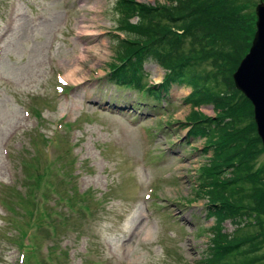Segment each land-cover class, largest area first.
<instances>
[{
  "label": "rangeland",
  "instance_id": "rangeland-1",
  "mask_svg": "<svg viewBox=\"0 0 264 264\" xmlns=\"http://www.w3.org/2000/svg\"><path fill=\"white\" fill-rule=\"evenodd\" d=\"M231 1L232 7L245 9L243 24L245 28L251 27L253 20L250 17L255 16V7L260 0ZM115 2L15 0L22 12H26L28 21L23 23L21 29H15L12 42L4 49L3 68L7 82H0V181L5 183L4 186L0 183V194L12 205L9 216H6V203V207L3 205L0 208V264H16L22 235L17 230L23 231L34 222L26 215L27 209L20 195L25 192L24 184L30 183L32 173H35L34 168L27 166L37 165L35 168L38 171L48 173L51 188L61 178L78 184V176L75 179L72 177L78 171L66 163L69 156L75 155H78V164H82L85 171L81 183L86 181L85 189H90L88 204L79 206L76 198V212L70 209L73 215L68 214L70 224L78 228L81 235L76 248L71 250L75 264H92L93 251L103 254L101 264H119L106 254L103 242H112L116 246L126 242L130 246V258L140 264H201L198 260L205 257L209 237L206 226L212 225L214 218L209 217L204 206L207 200L196 199L198 188L197 181L193 179L195 176L186 173L196 169L195 164L205 161L206 156L192 153L191 145L186 140L178 142L180 135L176 132L179 130L177 125L160 127L157 131L155 128L186 118L192 109L183 102V98L190 89L174 86L170 107H166L162 114L158 112V106H154L159 105V101L150 95V104L146 106L142 118L137 112L139 108L127 104L136 113L128 112L126 103L131 97L136 100L137 92L126 90V85L110 84L105 76L109 71L108 62L116 57L115 35H123L115 31L116 24H121L114 9ZM5 6L2 5L1 13ZM82 30L89 36L80 39L78 35ZM238 31L236 45L248 37L244 30ZM79 58H83L82 63H79ZM94 67L98 70L93 74L90 69ZM145 68L151 73L149 78L162 79L164 70L157 64L147 62ZM58 70L68 75V100L58 98L54 93V74ZM207 70L211 68L207 67ZM30 103L42 112L41 120L48 127L45 132L49 136L55 130L52 122L60 120L65 113L72 114L71 123L77 125L71 128L77 129L76 143L55 147L54 154H60L57 160L54 159L56 165L46 163L45 141L41 136H34V129L28 130L33 123L22 116V105ZM113 104L126 109L112 107ZM214 111L205 108L200 112L214 114ZM129 119L137 125L143 120L149 122L155 134L153 141L159 142L154 145L155 150L159 149L157 146H163L167 157L164 153H153V142L139 144L137 128L129 125ZM22 125L24 130L14 141H10L9 164L2 156L1 145L10 131ZM183 133L180 131L181 135ZM174 140L177 143L172 145ZM162 161H165V167L155 165ZM257 167L263 173L264 152L257 156ZM7 168L13 172V176L9 173L8 177ZM162 176L167 178L163 179ZM150 184L158 185L159 196L144 202L142 195ZM256 187L251 189L252 194ZM157 199L163 200L162 207L167 211L163 212L159 204L153 202ZM39 201L42 207L43 199ZM147 204H150L151 211H147ZM87 213L91 215L90 218L86 217ZM85 221H92L89 227H85ZM238 222L240 225L246 224L244 228L252 233L253 217ZM45 223L41 225L36 222V235L43 234ZM224 224L227 231H233L236 227L232 221ZM220 228L215 227L213 231L218 232ZM62 231L65 232V229ZM47 239L49 237L44 235L41 246H45ZM82 241L91 243L93 251ZM236 252L241 260L249 261L255 256L251 244ZM258 255L261 258L258 262L264 264V244L258 246ZM42 259L39 251L29 252L27 263L42 264Z\"/></svg>",
  "mask_w": 264,
  "mask_h": 264
},
{
  "label": "trees",
  "instance_id": "trees-1",
  "mask_svg": "<svg viewBox=\"0 0 264 264\" xmlns=\"http://www.w3.org/2000/svg\"><path fill=\"white\" fill-rule=\"evenodd\" d=\"M166 3L169 5L142 6L132 0L127 1V12L123 18L130 34L129 41L124 45L126 56L130 53L145 58L153 54L172 69L174 76L185 74L194 87L187 98L189 102L195 105L214 103L220 111L218 124L213 118L208 119L212 130H218L217 133H209L217 142L213 169L223 176L232 168L235 181L248 177L257 186H254L256 189L252 197L232 193L234 189H226L230 185L228 182L222 181L218 188L214 186L210 193L213 203L218 204L214 211L220 223L245 207L255 208L259 214H264V173L258 175L253 166L254 159L262 150L261 140L256 134L252 104L236 89L232 79V71L241 59V47L235 44V39L240 32L238 30H243L242 12L230 8L231 0H166ZM136 14L140 21L134 25L128 19ZM147 16L151 17V23L146 20ZM179 29L184 33L176 31ZM253 31L254 28L246 30L248 38L245 46ZM142 35H147V40H143ZM187 42L191 45L190 49L186 48ZM157 43L164 47L163 53ZM204 54L216 57L220 72L219 75L210 73L208 80L194 63ZM206 129L200 124L194 132L205 133ZM220 238L219 257L232 248L229 237L223 234ZM242 243L239 240L237 247H241Z\"/></svg>",
  "mask_w": 264,
  "mask_h": 264
},
{
  "label": "water",
  "instance_id": "water-1",
  "mask_svg": "<svg viewBox=\"0 0 264 264\" xmlns=\"http://www.w3.org/2000/svg\"><path fill=\"white\" fill-rule=\"evenodd\" d=\"M258 30L250 52L234 74L238 88L250 97L255 105L258 131L264 141V3L257 6Z\"/></svg>",
  "mask_w": 264,
  "mask_h": 264
},
{
  "label": "bare ground",
  "instance_id": "bare-ground-1",
  "mask_svg": "<svg viewBox=\"0 0 264 264\" xmlns=\"http://www.w3.org/2000/svg\"><path fill=\"white\" fill-rule=\"evenodd\" d=\"M70 76H75L74 74H70ZM67 78H68V75H67Z\"/></svg>",
  "mask_w": 264,
  "mask_h": 264
}]
</instances>
